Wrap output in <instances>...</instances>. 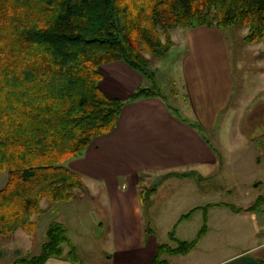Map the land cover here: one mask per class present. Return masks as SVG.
Wrapping results in <instances>:
<instances>
[{"label": "trees", "instance_id": "trees-1", "mask_svg": "<svg viewBox=\"0 0 264 264\" xmlns=\"http://www.w3.org/2000/svg\"><path fill=\"white\" fill-rule=\"evenodd\" d=\"M238 24L248 29L247 43L261 42L264 0H0V172L8 173L0 191V237L18 230L34 236L33 217L44 215V200L69 202L76 190L88 191L82 176L64 164L111 134L126 104L102 90V66L127 64L153 84L139 87L129 102L161 99L185 122L156 85L146 55L168 53L175 28ZM175 176L168 173L159 182ZM157 186L139 192L143 207ZM263 205L261 200L250 210ZM206 232L205 226L195 241L176 248L160 246L152 264H168L165 254H190ZM65 245L66 258L84 264L67 228L57 222L48 228L41 254L15 264L62 258Z\"/></svg>", "mask_w": 264, "mask_h": 264}, {"label": "crops", "instance_id": "crops-1", "mask_svg": "<svg viewBox=\"0 0 264 264\" xmlns=\"http://www.w3.org/2000/svg\"><path fill=\"white\" fill-rule=\"evenodd\" d=\"M225 30L198 27L187 29L183 36L182 41L190 49L183 63L184 81L180 83L183 92L179 91L185 95L182 107L191 117L185 118L179 111L185 122L178 120L161 99L129 102L139 87H146L147 81L124 62L101 68L104 93L126 104L116 129L96 138L84 155L68 161L67 167L79 173L83 180L89 178L104 184L110 192L115 251L124 263L152 264L157 255L147 252L144 240L146 222L135 186L139 174L158 177L175 173L177 176L169 180H188L197 193L199 189L194 184L197 179L208 178L224 158L223 132L230 129V120L237 115L243 118L247 114L246 128H237L240 139L252 151L257 145L264 148V100L251 108V104L245 106L247 102L240 98L237 107L231 106L234 79ZM250 46L263 53L260 61L264 64V38ZM220 120L223 127L214 137ZM256 180L263 182L264 174L257 175ZM124 184L132 187L122 191ZM253 206L232 212L233 216L223 212L221 239L228 247L220 252L207 249L203 255L206 264H264V212H260L262 207L250 210ZM209 230L199 246L208 240ZM193 252L179 256H190ZM66 255L51 257L45 264H74Z\"/></svg>", "mask_w": 264, "mask_h": 264}, {"label": "rangeland", "instance_id": "rangeland-1", "mask_svg": "<svg viewBox=\"0 0 264 264\" xmlns=\"http://www.w3.org/2000/svg\"><path fill=\"white\" fill-rule=\"evenodd\" d=\"M186 33L187 28L171 30L172 49L162 58L146 56L152 61L151 71L156 73V85L162 90L167 103L178 108L185 118H191L182 107L185 95L179 92L180 83L184 81L183 63L190 52L187 42L182 41ZM224 33L234 79L231 106L237 107L238 100L242 98L247 102L245 106L251 104L253 108L264 100V64L260 61L263 53L244 40L248 29L242 25L228 28ZM161 40L163 44L166 42L163 33ZM151 85L152 82L147 81L146 87ZM177 92L179 96L175 95ZM222 121H219L214 137L221 131ZM230 122V129L223 132L226 151L221 152L224 158L211 170L208 178L197 179L194 183L199 189L197 193L193 192L192 183L188 180L169 178L159 182L163 175L157 177L150 173H141L135 179L138 195L142 189H152L159 183L149 202L142 206L148 253L157 254L162 245L176 248L180 242H193L205 226L207 230L210 229L208 240L201 246L198 244L190 256L163 255L168 264H206L203 255L207 249L220 252L228 247L221 239L223 212L233 216L232 212H242L243 207L257 205L264 200V181L256 180L257 175L264 174V148L257 145L252 151L240 139L237 128H246L247 114L243 118L237 115ZM84 180L88 191L76 190V199L58 203L42 202L45 213L41 217H33L36 223L34 236L18 230L12 236L0 237V264H15L20 259L39 256L47 241L48 228L55 222L67 228L68 238L77 248L84 264H128L115 251L110 192L104 184L89 178ZM7 182L8 173L0 172V191ZM131 187L124 184L121 190L127 191ZM263 206L260 212H264ZM64 249L67 254L69 247L65 245Z\"/></svg>", "mask_w": 264, "mask_h": 264}, {"label": "built area", "instance_id": "built-area-1", "mask_svg": "<svg viewBox=\"0 0 264 264\" xmlns=\"http://www.w3.org/2000/svg\"><path fill=\"white\" fill-rule=\"evenodd\" d=\"M263 211H264V206H263Z\"/></svg>", "mask_w": 264, "mask_h": 264}]
</instances>
